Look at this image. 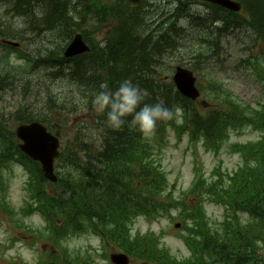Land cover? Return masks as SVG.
Returning <instances> with one entry per match:
<instances>
[{"label": "trees", "instance_id": "obj_1", "mask_svg": "<svg viewBox=\"0 0 264 264\" xmlns=\"http://www.w3.org/2000/svg\"><path fill=\"white\" fill-rule=\"evenodd\" d=\"M38 1L18 0L15 7L19 13L34 17L33 9ZM40 2L45 13L43 19L52 30H55L52 32L53 35L56 36V33H59L58 41H54L53 46H46L43 51L31 59L26 76L22 75L21 69L14 64L10 54L0 43V93L5 87L12 85L15 78L26 80L25 86L31 85L33 71L53 69L47 73V77L52 79L67 69L66 78L77 84L83 103L90 106L93 94L85 90L81 82L80 71L72 66H58L56 69L48 59V55L52 53L61 54L62 49L71 39V33L59 31V28L64 25L62 23L66 21L63 18L66 15L60 11V6L66 5L68 11L71 12L68 3H64L63 0H40ZM11 4L12 0H0L2 7H8ZM49 4L55 5L61 14L49 15L44 9ZM258 32L264 37L262 31ZM155 78L152 84L163 85L171 94L167 100V107L175 109L181 106L187 113L186 101L173 86L163 83L158 76ZM133 83L143 89L149 87L147 82L133 81ZM47 101L55 103L51 97H48ZM154 102L145 101L149 104ZM189 117L192 120L185 122L184 126L189 128L194 136L207 134L210 143L216 142L219 137L223 136L230 125L234 128L246 125L256 128L264 127V108L254 110L237 101H230L227 108L219 112L216 117L214 116V120L210 123L204 124V118L197 111L190 115L187 113L186 119ZM22 118L31 120L36 116L31 112H26ZM128 119L130 120L131 117ZM98 126L104 136L101 149L97 152L98 157H92L88 153L91 145L85 144L81 137L77 136L72 147L66 150L60 158V165L75 166L61 176L60 183L66 184L68 190L58 194H48L41 180L43 179L41 173L36 166L33 167L34 176L38 180L35 192L41 201L40 208L48 212L45 214L52 220L53 233L64 237L84 230L92 226L91 217L98 216L102 222L104 236H108V239L117 247L137 261L175 264L166 248H161L151 237L131 238L128 228L132 214V218L138 213L153 217L168 210V205L158 200L166 184L165 174L154 164L150 150L140 148V146L146 148L147 143L140 138L138 129L125 125L120 130H113L107 126L105 117L101 114L98 118ZM0 138L2 139L0 141V167L16 156L26 162L18 149L14 135ZM239 149L251 156L255 160V165L250 164L249 168L241 169L230 178V183L226 187H223L221 191L212 189L211 193L217 200L228 203L234 212L237 210L248 212L253 220L243 224L237 213H234V226L233 218L228 219L223 224L221 232L207 230L205 222L199 221L194 229L196 235L186 239V242L198 248L201 254L200 260L205 264H264V140L239 146ZM79 154H83L86 158H80ZM93 162L97 163V173L93 179L88 180L92 171L90 164ZM74 170H77L78 174ZM1 197L4 202V195L2 194ZM107 214V218L103 219ZM56 219L61 220V224H58ZM80 264L88 263L80 261Z\"/></svg>", "mask_w": 264, "mask_h": 264}, {"label": "bare ground", "instance_id": "obj_2", "mask_svg": "<svg viewBox=\"0 0 264 264\" xmlns=\"http://www.w3.org/2000/svg\"><path fill=\"white\" fill-rule=\"evenodd\" d=\"M160 1L164 2L154 6L158 0H118L119 8L111 15L95 5L85 7L80 0H63L68 3L71 12L66 5L60 6L67 21L62 23L60 32L71 33V37L80 34L85 39L97 35L99 25L114 28L117 32L112 42L97 47L89 54L69 57L52 53L48 55L49 61L56 69L58 66L75 67L80 71L85 90L93 95L101 85L115 90L124 80L147 82L149 87L145 90L149 95L145 101H163L167 106L171 94L163 85H153L152 82L155 76L161 75L160 64L165 62L164 57L177 54L175 58L185 65L199 62L207 65L209 62L211 66L223 68L230 58L223 51L224 47L219 48L218 44L226 24H230L233 30L234 27L239 29L236 37L243 32L246 37L253 32L264 33V0H232V7L222 9H205L198 0ZM193 4H200L204 11L193 12ZM44 9L52 16L61 14L53 4ZM181 17L192 20L186 32L174 26V21ZM4 18L0 13V26ZM162 24L171 26L164 31ZM172 44L171 49H161ZM208 51L212 54L206 53ZM205 55L210 56L207 58ZM10 123V119L0 117L1 129H7Z\"/></svg>", "mask_w": 264, "mask_h": 264}, {"label": "rangeland", "instance_id": "obj_3", "mask_svg": "<svg viewBox=\"0 0 264 264\" xmlns=\"http://www.w3.org/2000/svg\"><path fill=\"white\" fill-rule=\"evenodd\" d=\"M159 2H164L160 1ZM167 3V2H166ZM10 24H13L14 30L23 28V24L18 17L6 15V19ZM237 34V33H236ZM236 34L230 36L225 44V51L229 55L230 60L227 61L223 68L212 66L214 73L222 79L235 94L246 102L258 104L264 101V88L256 80L250 69H246L240 64V59L249 55H256L258 47H252L246 50L243 46L238 44V39H245V33H241L239 37ZM95 37L103 38L102 35ZM177 54H170L168 62L170 67L179 63ZM207 69L200 71L201 83H205ZM62 84L56 82L53 84L54 90H60ZM21 101V96L18 92L8 93L0 102V110L4 113H11ZM41 105V102H36L35 106ZM79 120L81 116L77 117ZM71 126V123L69 124ZM61 131L63 128L57 125ZM73 135V131L70 132ZM259 134L248 131L243 136L234 134L230 142H246L258 138ZM159 160L168 171V175L172 184H176V191L188 189L191 185L195 171V160L204 165V168L209 175L214 165L217 163V158L213 153L205 151L203 145L194 146L189 141L187 135L182 140H177L175 134L170 132L167 145L164 147L163 152L158 154ZM223 161V168L233 171L237 169L241 163L239 155L232 153L229 146H226L220 155ZM10 182L9 198L11 205L18 209L27 197L26 182L28 179L27 173L23 166L14 165L8 171ZM207 213L213 220H220L224 216V207L217 204H209L206 206ZM177 213V212H176ZM180 221L171 222L167 218L158 221H148L140 218L135 222L134 232H158L164 231L166 234L163 238V243L166 244L173 253L178 256L185 257L190 253L183 240L180 237L182 232L181 225L176 227V223ZM26 223L32 224L34 227H42L44 221L39 214H35L31 218L26 219ZM34 238L31 234L26 233L24 229L17 227L5 215L0 214V264H19L20 262L36 263L41 258L40 253L36 250L39 246L40 252L44 253V242L38 241L37 244L31 245ZM72 248L86 249L88 247H98L100 252L102 250V243L97 236L88 235L81 236L72 241ZM47 246L46 248H48ZM103 264V262H101Z\"/></svg>", "mask_w": 264, "mask_h": 264}, {"label": "clouds", "instance_id": "obj_4", "mask_svg": "<svg viewBox=\"0 0 264 264\" xmlns=\"http://www.w3.org/2000/svg\"><path fill=\"white\" fill-rule=\"evenodd\" d=\"M191 10L201 13L204 11L200 4H193ZM148 95L145 89L131 80H124L115 90L101 85L100 90L94 93L91 103L113 130H120L128 125L149 136L156 130L159 122L173 120L176 112L165 106L163 101L145 103Z\"/></svg>", "mask_w": 264, "mask_h": 264}, {"label": "water", "instance_id": "obj_5", "mask_svg": "<svg viewBox=\"0 0 264 264\" xmlns=\"http://www.w3.org/2000/svg\"><path fill=\"white\" fill-rule=\"evenodd\" d=\"M78 50H80V46L78 45V43L77 42H74L72 45H71V48H70V50H69V54H71V53H74V52H77ZM35 126H37V127H39L38 129H36V134L38 135V136H40V137H46L49 141H55L54 140V138H52L49 134H47L46 132H45V129L42 127V126H40L39 124H34ZM30 128V126L29 127H23L22 129H29ZM30 142V144H29V149H31V150H29L30 152H32L33 150H32V146H31V141H29ZM45 145H49L51 148H56V146H57V143L56 142H48V141H45Z\"/></svg>", "mask_w": 264, "mask_h": 264}]
</instances>
